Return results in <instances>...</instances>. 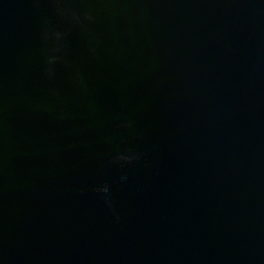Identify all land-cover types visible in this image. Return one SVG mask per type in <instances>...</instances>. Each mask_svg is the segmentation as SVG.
I'll return each instance as SVG.
<instances>
[{
    "label": "water",
    "instance_id": "water-1",
    "mask_svg": "<svg viewBox=\"0 0 264 264\" xmlns=\"http://www.w3.org/2000/svg\"><path fill=\"white\" fill-rule=\"evenodd\" d=\"M0 264H264V0H0Z\"/></svg>",
    "mask_w": 264,
    "mask_h": 264
}]
</instances>
